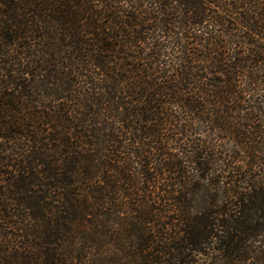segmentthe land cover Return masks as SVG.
<instances>
[{
  "label": "trees",
  "instance_id": "trees-1",
  "mask_svg": "<svg viewBox=\"0 0 264 264\" xmlns=\"http://www.w3.org/2000/svg\"><path fill=\"white\" fill-rule=\"evenodd\" d=\"M0 264H264V0H0Z\"/></svg>",
  "mask_w": 264,
  "mask_h": 264
}]
</instances>
